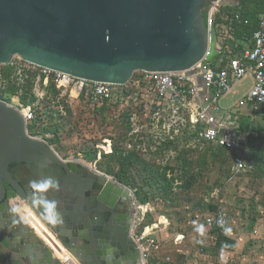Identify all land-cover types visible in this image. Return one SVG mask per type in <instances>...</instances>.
I'll use <instances>...</instances> for the list:
<instances>
[{
    "label": "water",
    "instance_id": "1",
    "mask_svg": "<svg viewBox=\"0 0 264 264\" xmlns=\"http://www.w3.org/2000/svg\"><path fill=\"white\" fill-rule=\"evenodd\" d=\"M211 1L0 0V65L18 56L114 85H125L137 71L188 70L219 54L204 15ZM11 163H16L12 171ZM21 167H27L29 181L44 176L59 181L61 191L49 198L61 202L64 226L52 227L34 213L80 264H106L108 244L117 249L112 264H144L132 236L137 208L131 204V190L79 161L61 158L45 141L29 136L22 114L0 100V201L7 181L20 193L21 186L28 189L16 174ZM8 203H0V264H63L28 223L8 230ZM22 234L24 239L16 243ZM26 244L29 251L35 249L32 260L25 255Z\"/></svg>",
    "mask_w": 264,
    "mask_h": 264
},
{
    "label": "rangeland",
    "instance_id": "2",
    "mask_svg": "<svg viewBox=\"0 0 264 264\" xmlns=\"http://www.w3.org/2000/svg\"><path fill=\"white\" fill-rule=\"evenodd\" d=\"M32 75L18 56L0 65V100L18 106L38 101L33 137L64 160L124 179L126 185L118 183L131 190V204L146 208L137 209L133 237L144 234L142 243L158 245L146 264H264L263 109L249 119L254 167L234 173L222 151L197 140L187 126L179 128L174 117L162 129L152 111L141 115L132 101L93 106ZM251 84L250 77L242 80L221 98V108H233ZM217 211L227 214V223L210 229L204 219Z\"/></svg>",
    "mask_w": 264,
    "mask_h": 264
},
{
    "label": "built area",
    "instance_id": "3",
    "mask_svg": "<svg viewBox=\"0 0 264 264\" xmlns=\"http://www.w3.org/2000/svg\"><path fill=\"white\" fill-rule=\"evenodd\" d=\"M237 4L238 2L230 0H214L204 9L208 35L210 38L211 33L215 32L219 54L223 49L218 38L216 15L226 5ZM234 17L239 20L240 14L236 13ZM223 19L226 21L228 16L224 15ZM225 29L232 31L233 27L227 25ZM24 63L30 72H37L38 82L43 78L45 85L52 82L56 88L69 90L76 98L83 97L89 100L93 106H103L113 102L128 104L132 101L135 107L142 108L141 115L152 111L153 120L157 124L163 123L162 129L168 117L176 118L179 122L177 126L179 128L187 126L200 142L224 148L234 173H245L254 167V163L249 158L251 132L250 129L241 130L239 120L243 114L241 113L243 107L247 106L252 114L257 107L264 106L263 16L259 18L258 27L253 33L252 44H247L242 50L235 45V49L224 59L220 58L215 66L199 61L184 71H137L125 85L89 81L25 61ZM246 77L252 80L247 93L233 108L223 110L220 106L221 98L230 93ZM131 89L132 93L126 94ZM35 102L19 106L8 104L22 114L27 134L31 137L33 135L29 132L30 128H34L40 116L38 101ZM134 206L137 209L141 207L135 203ZM227 218L225 212L217 211L207 215L204 222L210 229H221L226 225ZM133 238L138 243L143 262L146 264L150 252L158 249V245L154 239L142 243L143 235ZM66 260L65 262L69 264Z\"/></svg>",
    "mask_w": 264,
    "mask_h": 264
},
{
    "label": "clouds",
    "instance_id": "4",
    "mask_svg": "<svg viewBox=\"0 0 264 264\" xmlns=\"http://www.w3.org/2000/svg\"><path fill=\"white\" fill-rule=\"evenodd\" d=\"M60 191L61 185L53 176H44L40 179L29 181L28 189L23 195H16L9 200L8 216L11 219V224L8 225V222L5 221L8 230L12 231L18 223L25 225L31 218L33 212L39 215L46 224L52 227H63L65 219L61 211V202L55 198H49L51 194ZM23 239V234L17 235L15 242L20 243ZM105 249L106 251L103 259L106 261V264H112L117 249L111 244L106 245ZM33 252H35V249L29 251L26 244L25 255L30 260L33 258ZM18 258V256H14V259Z\"/></svg>",
    "mask_w": 264,
    "mask_h": 264
},
{
    "label": "trees",
    "instance_id": "5",
    "mask_svg": "<svg viewBox=\"0 0 264 264\" xmlns=\"http://www.w3.org/2000/svg\"><path fill=\"white\" fill-rule=\"evenodd\" d=\"M236 13L240 14L239 20H236L234 17ZM224 15L228 16V19L226 21L223 19ZM262 16L264 17V0H238L237 5H226L225 7H223L220 12L216 15V27L218 32V38L223 51L214 58V60L211 62V65L215 66L220 58L224 59L229 52L235 49V45H238L239 49L242 50L247 44H252L253 33L258 27L259 18ZM227 25L233 27L232 31H228L227 29H225V26ZM31 73H33L32 77H34L35 80L37 72ZM41 82H43V78L40 79V83ZM48 84L52 88H55L54 83L49 82ZM130 93H132V89L126 92V94ZM259 107L264 110V106ZM251 117L252 116L244 113L240 116L239 126L241 130L249 129V119H251ZM214 147L222 151L229 160L227 152L224 148L218 146ZM117 181L123 185H126L124 179L120 175L117 177Z\"/></svg>",
    "mask_w": 264,
    "mask_h": 264
},
{
    "label": "bare ground",
    "instance_id": "6",
    "mask_svg": "<svg viewBox=\"0 0 264 264\" xmlns=\"http://www.w3.org/2000/svg\"><path fill=\"white\" fill-rule=\"evenodd\" d=\"M139 210L142 212H145L146 208L144 206L139 207ZM27 223L33 228L35 233L42 238L54 251L55 255L59 257L62 262L66 263L65 260L68 259L72 260L75 264H78L75 261V258L71 253H69L62 245L61 243L56 239L55 235L50 231L48 227H46L42 221L35 215L33 212L31 214V218L27 221ZM144 236V234H143ZM65 254V256L62 255V253ZM67 261V260H66ZM67 264V263H66Z\"/></svg>",
    "mask_w": 264,
    "mask_h": 264
},
{
    "label": "flooded vegetation",
    "instance_id": "7",
    "mask_svg": "<svg viewBox=\"0 0 264 264\" xmlns=\"http://www.w3.org/2000/svg\"><path fill=\"white\" fill-rule=\"evenodd\" d=\"M16 166V163H11L9 165V170L12 171L14 169V167ZM27 169V167H25L24 169L21 167L19 169L16 170V174L19 176L20 179H23L27 182V186L29 185V179H30V174H28V172L25 170ZM12 180L13 181H16V178L14 176H12ZM5 181V179H4ZM11 183H9V181H7V186L5 183H3L4 185V188H5V195L3 196L2 200L0 201V203H3L5 201H8L10 200V198L16 196V195H19V194H24L25 191H26V188L24 186H21L22 187V192L20 193L19 190L17 188H15L12 185H10ZM8 192H10V195L11 196H8ZM1 247V245H0Z\"/></svg>",
    "mask_w": 264,
    "mask_h": 264
},
{
    "label": "crops",
    "instance_id": "8",
    "mask_svg": "<svg viewBox=\"0 0 264 264\" xmlns=\"http://www.w3.org/2000/svg\"><path fill=\"white\" fill-rule=\"evenodd\" d=\"M246 78H249V77H246ZM246 78H245V79H246ZM236 86H237V85H236ZM236 86H235V87H236ZM235 87L233 88V90L235 89ZM233 90H232V91H233ZM246 114L252 116L253 118L256 117V115H254V114H250V113H246ZM252 117H251V119H252ZM63 264H66V263L63 262Z\"/></svg>",
    "mask_w": 264,
    "mask_h": 264
}]
</instances>
